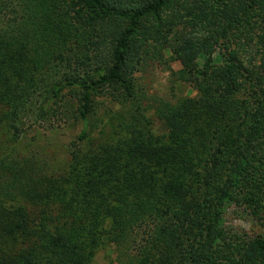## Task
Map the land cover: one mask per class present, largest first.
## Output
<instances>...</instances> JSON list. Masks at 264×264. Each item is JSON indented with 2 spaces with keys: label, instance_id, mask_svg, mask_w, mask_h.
I'll return each instance as SVG.
<instances>
[{
  "label": "trees",
  "instance_id": "1",
  "mask_svg": "<svg viewBox=\"0 0 264 264\" xmlns=\"http://www.w3.org/2000/svg\"><path fill=\"white\" fill-rule=\"evenodd\" d=\"M0 18V130L18 143L64 89L84 124L61 173L0 152V264H91L107 243L127 264H264V235L225 218L264 209V0H0ZM154 46L196 97L90 138L96 98L134 100Z\"/></svg>",
  "mask_w": 264,
  "mask_h": 264
},
{
  "label": "rangeland",
  "instance_id": "2",
  "mask_svg": "<svg viewBox=\"0 0 264 264\" xmlns=\"http://www.w3.org/2000/svg\"><path fill=\"white\" fill-rule=\"evenodd\" d=\"M4 26L5 19L0 18V29ZM181 68L180 62L174 60L169 48H150L137 69L134 100L122 105L112 101L108 94L96 98V112L90 118L89 137H100L107 133L115 140L118 134L126 135V122L139 106L146 110L148 120H153L152 104L155 100L177 103L195 98L196 91L193 86L189 82L178 80L174 74ZM246 96L244 90L238 97L243 99ZM75 97L66 89L57 95L45 94L35 106L34 115L24 120L25 133L21 141L16 143L7 130H0V152L11 156H36L41 162L48 164L49 171L53 169L56 174L63 172L69 163L68 151L78 143L84 128L82 121L76 119L79 104ZM159 126L156 122L151 132L162 137L165 131ZM225 218L227 227L232 231L246 233L249 237L264 235V209L257 215L244 207L232 206L226 212ZM134 248L135 245L129 248L127 254L133 252ZM124 254L126 251L123 249L107 243L98 249L91 264H127Z\"/></svg>",
  "mask_w": 264,
  "mask_h": 264
}]
</instances>
